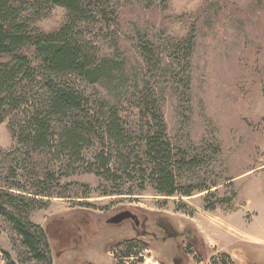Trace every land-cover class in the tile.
<instances>
[{"label": "rangeland", "instance_id": "1", "mask_svg": "<svg viewBox=\"0 0 264 264\" xmlns=\"http://www.w3.org/2000/svg\"><path fill=\"white\" fill-rule=\"evenodd\" d=\"M103 1L109 23L87 22L82 32L118 71L114 82L82 87L97 109L101 99L117 104L132 132L125 154L142 155V97L159 103L176 160L185 159L179 192H157L143 155L100 177L99 142L80 158L55 149L27 156L12 138L13 115L0 124V189L48 193L29 203L28 218L45 232L51 264H264V0ZM31 13L45 33L66 23L60 7ZM127 211L149 236L137 238L130 220L106 223ZM126 239L136 254H126ZM19 240L0 215V264H44L23 260Z\"/></svg>", "mask_w": 264, "mask_h": 264}, {"label": "trees", "instance_id": "2", "mask_svg": "<svg viewBox=\"0 0 264 264\" xmlns=\"http://www.w3.org/2000/svg\"><path fill=\"white\" fill-rule=\"evenodd\" d=\"M25 5L30 12L23 9ZM55 6L66 11V23L51 33L34 28L31 11L38 14ZM110 8L103 0H0V124L8 115L17 118L18 122H10V131L27 156L55 149L80 158L85 147L99 142L101 151L94 157L96 174L107 179L114 177L112 165L116 162L124 164L126 172L132 160L143 155L153 165L157 192L173 196L179 192L176 170L185 159L176 160L159 103L150 96L142 97L140 109L146 112L143 115L149 125L140 136L142 155L125 154L132 132L121 120L117 104L101 99L104 106L97 109L82 87L115 81L118 69L108 58L98 60V48L81 27L87 22L94 26L99 19L109 23ZM112 146L117 157L111 154ZM219 153L217 149L215 154ZM47 194H29L13 185L0 189V215L8 218L20 238L26 262L52 261L45 232L28 218L29 205L37 202L38 196L44 200ZM124 249L128 256L138 250L131 243H124Z\"/></svg>", "mask_w": 264, "mask_h": 264}, {"label": "flooded vegetation", "instance_id": "3", "mask_svg": "<svg viewBox=\"0 0 264 264\" xmlns=\"http://www.w3.org/2000/svg\"><path fill=\"white\" fill-rule=\"evenodd\" d=\"M128 212V211H127ZM123 213H126V212H123ZM131 214V213H130ZM129 214V216H127L128 218H126L125 220H123V221H121V222H119V223H117V224H115V223H112L111 222V219H112V217L111 218H108L107 219V221H106V223L109 225H112V226H120L121 225V223H123V222H125V221H127V220H130L132 223H133V226H132V230H134L135 231V233H137V238H139V237H144V236H149V231H147L146 230V227H145V225L141 222V219H140V217H135V216H133L132 214L130 215ZM64 223L62 222V221H57V223H56V227H57V229H62V227L64 226L63 225ZM164 229H165V232L167 233V234H169V232H168V229L166 228V227H164ZM171 235V234H170ZM133 240H135V239H132V241L131 240H128V239H126V240H124L123 241V243H131L132 244V242H136V241H133ZM139 250V249H138ZM130 255H132V254H130ZM140 256V258H143V256L140 254L139 255ZM135 259L137 260L138 259V261L140 262L141 260L139 259V258H137V257H135ZM138 262V263H139Z\"/></svg>", "mask_w": 264, "mask_h": 264}, {"label": "water", "instance_id": "4", "mask_svg": "<svg viewBox=\"0 0 264 264\" xmlns=\"http://www.w3.org/2000/svg\"><path fill=\"white\" fill-rule=\"evenodd\" d=\"M129 214H130L129 212L121 213V214H119V215L113 217V218L111 219V222L117 224V223H119V222L125 220L126 218H128L127 216H129ZM130 215H131V214H130Z\"/></svg>", "mask_w": 264, "mask_h": 264}, {"label": "crops", "instance_id": "5", "mask_svg": "<svg viewBox=\"0 0 264 264\" xmlns=\"http://www.w3.org/2000/svg\"><path fill=\"white\" fill-rule=\"evenodd\" d=\"M254 171V170H253ZM259 228V227H258ZM262 232H264V229H262Z\"/></svg>", "mask_w": 264, "mask_h": 264}]
</instances>
